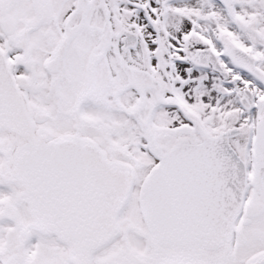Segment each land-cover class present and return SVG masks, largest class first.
Masks as SVG:
<instances>
[{
    "label": "snow or ice",
    "instance_id": "snow-or-ice-1",
    "mask_svg": "<svg viewBox=\"0 0 264 264\" xmlns=\"http://www.w3.org/2000/svg\"><path fill=\"white\" fill-rule=\"evenodd\" d=\"M0 264H264V0H0Z\"/></svg>",
    "mask_w": 264,
    "mask_h": 264
}]
</instances>
